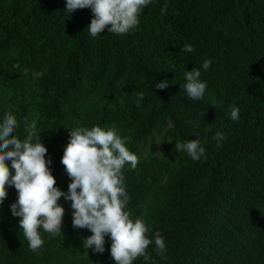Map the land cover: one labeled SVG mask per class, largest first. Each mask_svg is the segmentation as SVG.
<instances>
[{
	"label": "trees",
	"instance_id": "trees-1",
	"mask_svg": "<svg viewBox=\"0 0 264 264\" xmlns=\"http://www.w3.org/2000/svg\"><path fill=\"white\" fill-rule=\"evenodd\" d=\"M92 18L88 8L68 13L66 0H0V122L12 114L21 140L25 122L36 123L64 192L70 130L115 127L126 138L139 159L135 170L127 163L122 170L126 210L153 241L150 260L133 264H264V0H151L128 33L106 28L95 38L87 29ZM185 44L196 51L183 52ZM193 67L207 83L200 100L183 89V73ZM230 106L239 107L238 121ZM217 132L225 137L219 146ZM197 138L205 148L200 160L174 150ZM6 191L0 264H115L110 237L103 253L83 248L92 233L72 227L63 197V233L39 229L44 243L31 251L10 210L17 192ZM157 231L163 256L155 251Z\"/></svg>",
	"mask_w": 264,
	"mask_h": 264
},
{
	"label": "clouds",
	"instance_id": "clouds-1",
	"mask_svg": "<svg viewBox=\"0 0 264 264\" xmlns=\"http://www.w3.org/2000/svg\"><path fill=\"white\" fill-rule=\"evenodd\" d=\"M149 3L151 0H66V11L91 9L93 18L87 29L95 38L106 28L114 34L128 33L138 26L139 15ZM166 8L167 5L162 11ZM182 51L192 53L196 49L185 44ZM210 65L211 60L206 59L202 67L206 71ZM24 75H28V69H24ZM42 75V72L33 73L34 78ZM183 76L187 96L193 100L203 99L207 83L200 79L201 71L193 67L184 71ZM167 86L166 81L156 84L159 89ZM138 97L142 100L143 93ZM230 108V118L238 121L239 107ZM25 123L27 135L21 140L15 134L18 124L12 114H6L0 122V202L7 196L6 185L14 187L17 198L10 210L14 217H19L29 249L37 252L43 245L41 228L53 236L63 233L65 209L58 204L63 197L71 202L72 227L88 229L92 233L83 240L85 250L91 248L95 253H103L105 237L108 236L112 241L110 255L115 264H133L139 257L149 261L151 257L146 249L153 241L146 234L150 229L142 219L133 221L131 213L126 210L130 197L125 190L122 170L126 163L133 170L139 163L138 156L125 146L126 138H122L115 127L70 130L61 157V164L70 178L67 192H64L56 186L49 167L52 161L46 159L47 148L41 143V136L37 137L36 123ZM34 137L35 143L32 142ZM213 139L219 146L225 137L217 132ZM174 150L186 152L194 161L205 155V148L198 138L176 142ZM6 161L11 162L14 172H10ZM154 244L157 254L163 256L166 244L159 231L155 233Z\"/></svg>",
	"mask_w": 264,
	"mask_h": 264
},
{
	"label": "rangeland",
	"instance_id": "rangeland-1",
	"mask_svg": "<svg viewBox=\"0 0 264 264\" xmlns=\"http://www.w3.org/2000/svg\"><path fill=\"white\" fill-rule=\"evenodd\" d=\"M157 147H158V144H157Z\"/></svg>",
	"mask_w": 264,
	"mask_h": 264
}]
</instances>
